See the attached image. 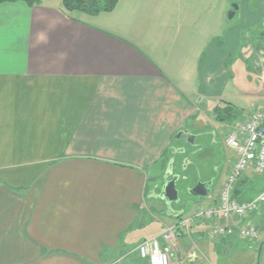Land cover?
I'll use <instances>...</instances> for the list:
<instances>
[{"label": "crops", "instance_id": "crops-1", "mask_svg": "<svg viewBox=\"0 0 264 264\" xmlns=\"http://www.w3.org/2000/svg\"><path fill=\"white\" fill-rule=\"evenodd\" d=\"M48 1L0 6V264H147L137 246L171 227V264H216L209 226L183 228L195 212L182 209L156 218L149 181L185 154L181 136L203 149L214 133L217 151L219 103L264 108L253 55L264 0H240L237 21L229 0H120L97 16ZM236 190L249 200L264 181L249 172ZM149 219L159 226L140 239ZM218 240L226 264L233 239Z\"/></svg>", "mask_w": 264, "mask_h": 264}, {"label": "built area", "instance_id": "built-area-1", "mask_svg": "<svg viewBox=\"0 0 264 264\" xmlns=\"http://www.w3.org/2000/svg\"><path fill=\"white\" fill-rule=\"evenodd\" d=\"M264 63V61H263ZM264 89V70L258 76ZM225 144L237 153L217 200L200 207L195 218L205 222H222L211 228V235L227 238L234 235L245 240H255L257 229L249 225L247 218L264 206V191L252 199L241 201L234 197L236 189L249 172L264 179V108L243 116L227 136ZM189 220L182 225L187 226ZM175 229V228H173ZM176 230H167L139 244L137 251L149 264H170L174 249Z\"/></svg>", "mask_w": 264, "mask_h": 264}, {"label": "rangeland", "instance_id": "rangeland-1", "mask_svg": "<svg viewBox=\"0 0 264 264\" xmlns=\"http://www.w3.org/2000/svg\"><path fill=\"white\" fill-rule=\"evenodd\" d=\"M50 1L51 2H49V1L48 2L52 3V4H56L59 2V0H50ZM229 1L232 3V5L235 4V3H233V2H235V0H229ZM238 5H239V3H238ZM231 9H232V6H231ZM261 10L264 12V2L261 5V9L259 8L260 13H261ZM238 11L239 10L236 11L235 17L232 20H234L236 18L235 21H237L236 16H237ZM232 20H230V21H232ZM263 20H264V18H263ZM258 32L260 33V28H259ZM258 36H257L258 44L256 45V47H258V48L253 49V55L257 58L256 63H258L259 67H261L262 65H264L261 63L262 60H264V49H263L264 43L261 40L260 35H258ZM250 37H251V35L247 36L248 39ZM233 70H234L233 74L236 75V78L242 76V79L244 80L243 87L245 90H247V89L250 90L251 88H253L252 84H250L249 82L246 83V80H245L246 76L244 74V71H241V69L238 70L236 67L233 68ZM235 86H236V84L234 83V85H232L230 88H233ZM261 86H262V84H261ZM242 106L245 107L246 105H242ZM217 107H224V106H223V104L219 103V106H217ZM240 113H242V111H240ZM205 125H206V123H205ZM214 126L218 127V128L220 127L222 129V130L220 129L218 131V136L216 137L217 141L218 142L224 141L225 136L228 134L227 132H229L228 129L225 128L224 124L220 125L216 121L214 123ZM227 136H226V139H227ZM210 139L208 138L207 142H205L206 145L204 144V148L202 150L201 155L200 156L199 155L194 156V158H192L193 160L191 159L192 164H189L190 163V160H189V163H188L189 166L183 168V170L180 174L181 179L176 184V188H177V191L179 193L178 201L172 202V203H170V205H168V204L164 203L162 200L157 199V198H155V199L151 198L148 200V208H150L151 212L154 213L156 218L163 219V220L164 219L169 220V211L175 212V211L180 210V209H182L185 214L191 215L196 211L197 206H199V205L205 206L209 201L217 200L219 192H220L221 184L224 181V179L226 178V176H225L226 173H228L227 167H226V170L222 171L223 173L221 172V176L219 177L220 180H218V182H217L218 185L217 186L215 185V187H212V195L210 198H207V199L195 198L189 194L190 187L192 188L196 184L200 183L201 181H205L206 177L210 176L211 170L213 169V167L215 165H218V162H217L218 158H215V159H213L212 157H210V159L208 158L209 155H211V153L209 151H214L210 147L211 146V142H209ZM179 140H180V142H179L180 146H182V148H184L186 150L185 154H189L190 152L193 153V151L195 149L194 145L188 146V142H186L184 137L178 139L177 141H179ZM207 144H208V146H207ZM215 150H216V148H215ZM234 156H236L235 152L230 150L228 158H232ZM179 158H180V156L176 157V162H175L176 171H179L178 170ZM226 158H227V155H226ZM225 162L226 161H224V164H225ZM167 164H168V159H166L163 162V165H162L163 174L159 177V179L149 181L150 188L151 189L157 188V193L161 191L162 187L164 186V184L166 182V180L163 178V175L166 171V168L168 167ZM203 164H205V165H203ZM156 174H153V176H152L153 179L156 177ZM258 177H260V176H258ZM256 191L257 190L254 189V192H256ZM243 192H244V194L240 195L241 198L245 197V196L247 197L248 195H251L250 191L247 192L245 190ZM149 220H150V222H149L150 227L147 223V225H148V227H146L147 230L144 232V235L139 237L140 239H143L145 237L147 238L148 236L150 237V233H151L150 229L153 228L155 225L159 226L154 221L155 219L154 220L149 219ZM251 223L253 225L257 226V229L259 231L258 238L255 241L252 240L251 243L246 242L245 240H242L238 237L229 238V239H233V240L229 241L228 243H234V246H233L232 251L231 252L229 251L230 253L227 256L226 264H255V261H256V264H257V261H258V264H264V250H262L261 253H259V247L262 246V248H263V246H264V206L259 212H256L251 216ZM181 226L186 229V227L184 225H181ZM169 230H172L174 232L175 229H173V227H171V228H169ZM164 232H166V231L163 230L161 232V234ZM176 238H177V235H176ZM223 240H226V239H223ZM208 241H209V246L211 247L208 250V253L212 257L214 263L220 264V262H221L220 258H219L220 255L218 252H219L220 248H222L221 246L224 244L223 241H219L218 239L213 238L211 235H208ZM174 244L175 243H173V245ZM219 244H220V246H218ZM244 246L246 248H244ZM194 252H196V251L194 250ZM197 254H198V252H197Z\"/></svg>", "mask_w": 264, "mask_h": 264}, {"label": "trees", "instance_id": "trees-1", "mask_svg": "<svg viewBox=\"0 0 264 264\" xmlns=\"http://www.w3.org/2000/svg\"><path fill=\"white\" fill-rule=\"evenodd\" d=\"M119 1L120 0H62V6L67 14L97 16L102 13L113 12L116 9ZM18 2H23L26 5L32 7L39 4L41 0H0V6L6 3ZM259 35L264 43V21L261 24ZM218 46L221 47L220 44H218ZM203 61L204 59L202 58L200 62V68L203 64ZM223 106L224 107H215L214 109L213 113L217 122L221 124L233 125L236 122H239L243 117V112L240 113L241 110L235 108V106L232 104L223 103ZM234 197L238 198L237 190L234 194Z\"/></svg>", "mask_w": 264, "mask_h": 264}, {"label": "flooded vegetation", "instance_id": "flooded-vegetation-1", "mask_svg": "<svg viewBox=\"0 0 264 264\" xmlns=\"http://www.w3.org/2000/svg\"><path fill=\"white\" fill-rule=\"evenodd\" d=\"M211 136H208V138L215 139V134L214 133H211ZM181 138H182V136H181ZM184 138H185L186 142H188V146H193V144H192L193 139H192L191 136L188 135L187 137H184ZM214 143H212V145L213 146L215 145L214 147H216L217 151L216 152L213 151V156H214V158H218V161H217L218 165H215L213 167V169L211 170L210 176L206 177L205 181H201V183H203V184H205L207 186L206 189L208 191H210V192H212V187H215V185L216 186L218 185L217 182H218V180H220L219 177L221 176V172L223 171V169L225 167L224 160L222 159L223 154H224L222 152V150L225 151L224 144L222 142H220V143L214 142ZM183 150H185V149H183ZM202 150L203 149H199V148L196 150V148H195L193 153L194 152H198L199 153L198 155L200 156L201 153H202ZM191 154L192 153L190 152L189 154H184V155L180 156L179 164H178V170L179 171H176V169H175L176 158L175 157L172 158V160H173V163H172V176H170V177L167 176V180H170V179H172L174 177H180L179 180L181 179V175L180 174H181V172H182L184 167H188L189 166V164L186 162V160H188V158H190ZM194 187H192V188L190 187L189 190L193 189Z\"/></svg>", "mask_w": 264, "mask_h": 264}, {"label": "water", "instance_id": "water-1", "mask_svg": "<svg viewBox=\"0 0 264 264\" xmlns=\"http://www.w3.org/2000/svg\"><path fill=\"white\" fill-rule=\"evenodd\" d=\"M235 0V4L232 5V11L228 14V19L232 20L235 17L236 11L239 9L238 2ZM172 165L169 164L167 174L171 173ZM179 181V177H174L171 181H166L164 186L161 189L160 194L157 196L158 199L162 200L164 203L170 205L172 202L178 201L179 193L176 188V184ZM206 185L203 183H198L193 189L189 190V194H192L196 198H209L211 192L206 189ZM180 212L169 211V216L178 217ZM262 251V246L259 249V253Z\"/></svg>", "mask_w": 264, "mask_h": 264}]
</instances>
